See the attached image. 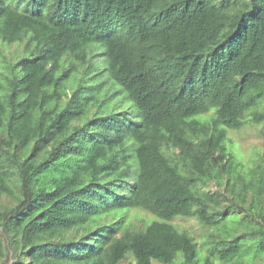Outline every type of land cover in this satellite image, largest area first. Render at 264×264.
Wrapping results in <instances>:
<instances>
[{"label": "trees", "instance_id": "trees-1", "mask_svg": "<svg viewBox=\"0 0 264 264\" xmlns=\"http://www.w3.org/2000/svg\"><path fill=\"white\" fill-rule=\"evenodd\" d=\"M0 41V264L264 259V147L226 144L264 120V0H0Z\"/></svg>", "mask_w": 264, "mask_h": 264}, {"label": "rangeland", "instance_id": "rangeland-1", "mask_svg": "<svg viewBox=\"0 0 264 264\" xmlns=\"http://www.w3.org/2000/svg\"><path fill=\"white\" fill-rule=\"evenodd\" d=\"M0 48L3 49V54L0 52V66H2L7 59H14L15 51L19 53L20 45L18 44H2L0 41ZM6 56V58H5ZM1 69V67H0ZM0 74V78H1ZM226 144L228 149L242 162L249 164L255 157V154L260 152L264 147V120L260 122H247L239 128L227 129ZM128 218L135 222L136 225L141 226L145 222L152 220L155 216L143 209H131L128 211ZM170 222L175 224L177 228L187 230L195 237L198 242L201 252L204 251V239L210 227L200 223L194 216H175L170 219ZM181 257V253L177 252V259ZM250 259L251 254L246 255ZM254 260L256 264H264V259L261 254L255 255ZM119 264H134V260L130 254L122 259ZM153 264H165L154 260Z\"/></svg>", "mask_w": 264, "mask_h": 264}]
</instances>
